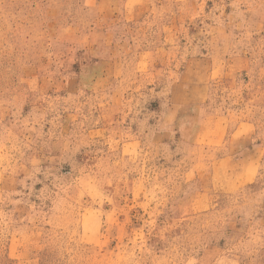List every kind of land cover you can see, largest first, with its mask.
Listing matches in <instances>:
<instances>
[{
    "label": "clouds",
    "instance_id": "1",
    "mask_svg": "<svg viewBox=\"0 0 264 264\" xmlns=\"http://www.w3.org/2000/svg\"><path fill=\"white\" fill-rule=\"evenodd\" d=\"M0 264H264V0H0Z\"/></svg>",
    "mask_w": 264,
    "mask_h": 264
}]
</instances>
